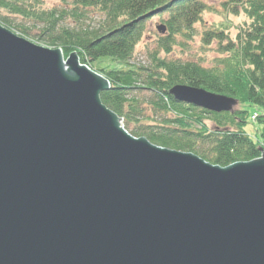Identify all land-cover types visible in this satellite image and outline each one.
Returning <instances> with one entry per match:
<instances>
[{
    "label": "water",
    "instance_id": "water-1",
    "mask_svg": "<svg viewBox=\"0 0 264 264\" xmlns=\"http://www.w3.org/2000/svg\"><path fill=\"white\" fill-rule=\"evenodd\" d=\"M110 88L76 52L0 23V264H264V153L221 167L134 137L101 100ZM169 94L238 106L187 85Z\"/></svg>",
    "mask_w": 264,
    "mask_h": 264
},
{
    "label": "trees",
    "instance_id": "trees-1",
    "mask_svg": "<svg viewBox=\"0 0 264 264\" xmlns=\"http://www.w3.org/2000/svg\"><path fill=\"white\" fill-rule=\"evenodd\" d=\"M59 1L72 3L68 9L45 11L26 0H0V12L30 19L33 28L40 29L38 39L46 47L61 49L65 58L76 52L81 63L108 79L111 89L101 94V100L123 119L131 135L163 148L191 152L221 167L251 161L264 153V0H223L226 13L243 14L247 22L235 39H229L220 28L205 32L208 45L214 40L220 44V57L212 68L160 57L161 52H172L177 35L191 36L203 22L209 9L204 0ZM89 10L105 17L96 27L65 25L70 19L81 23ZM160 13L167 15L168 35L157 42L148 66L132 64L145 33L144 22ZM0 23L12 30L1 13ZM17 29L22 37H31V29ZM105 62L109 63L104 68ZM177 85L234 98L237 109L218 114L179 103L169 94ZM250 108L255 111L249 113ZM254 114L260 127L256 141L245 132Z\"/></svg>",
    "mask_w": 264,
    "mask_h": 264
},
{
    "label": "rangeland",
    "instance_id": "rangeland-1",
    "mask_svg": "<svg viewBox=\"0 0 264 264\" xmlns=\"http://www.w3.org/2000/svg\"><path fill=\"white\" fill-rule=\"evenodd\" d=\"M28 5L35 7L37 6L41 10L49 11L52 9H68L71 6V1L68 3L61 2L59 0H26ZM207 7L209 8L207 12L203 15V22L195 26V30L191 36L186 35H177L176 36V45L174 46L170 54H165L161 52L160 57L166 58L168 60H176L182 63L194 62L203 65L206 68H212L215 65V61L220 57V44L217 41H213L211 44H207L204 41L205 32L207 31H218V28L225 30V33L229 39H235L239 29L247 19L245 15L241 14L239 16H234L226 13L225 9L222 7L224 3L223 0H204ZM36 8V7H35ZM36 8V9H38ZM2 16L7 17L11 22V28L14 33L17 35L23 36L21 31L18 30V27H25L31 29L30 36L26 37L27 40L35 43L36 45L46 47L44 43H41L38 39L41 32L38 28H33V22L30 19H23V17L12 16L6 12H0ZM104 15L100 14L97 11L89 10L87 16L81 23H76L73 19H70L66 22L65 25L70 26L71 28L77 27L80 24L90 25L96 27L104 19ZM167 19L166 14H157L147 19L144 22L145 33L143 39L136 46L134 58L132 64L148 66L151 60V54L157 50L160 38L166 37L168 35V29L166 33H160L158 31L159 26H166L165 20ZM41 27V25H40ZM25 37V36H24ZM48 48V47H47ZM50 48V47H49ZM53 49V48H52ZM63 52V51H62ZM65 57V56H64ZM68 58V57H67ZM65 58V59H67ZM109 62L104 63L108 64ZM110 65V64H109ZM114 64L110 65L113 66ZM142 97H144L142 95ZM249 113H253L255 109H248ZM148 115H151L150 111L146 112ZM208 126L212 127V123L208 121ZM260 131V127L253 122L252 120L248 122V125L245 128V132L253 140L256 141V137Z\"/></svg>",
    "mask_w": 264,
    "mask_h": 264
},
{
    "label": "bare ground",
    "instance_id": "bare-ground-1",
    "mask_svg": "<svg viewBox=\"0 0 264 264\" xmlns=\"http://www.w3.org/2000/svg\"><path fill=\"white\" fill-rule=\"evenodd\" d=\"M66 61V60H65ZM111 89V88H110ZM109 89V90H110ZM108 90V91H109ZM104 92H106V91H104ZM78 109H80V107H77V110ZM80 114V115H79ZM90 114L88 113V112H85V113H82V111H77V113H76V116H78V119H77V123L79 124V125H86V126H88V127H90V128H92V119H89V116ZM83 118H84V120H83ZM262 177L264 178V176L262 175Z\"/></svg>",
    "mask_w": 264,
    "mask_h": 264
}]
</instances>
